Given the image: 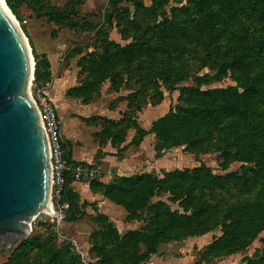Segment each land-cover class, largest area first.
I'll use <instances>...</instances> for the list:
<instances>
[{
    "label": "rangeland",
    "instance_id": "1",
    "mask_svg": "<svg viewBox=\"0 0 264 264\" xmlns=\"http://www.w3.org/2000/svg\"><path fill=\"white\" fill-rule=\"evenodd\" d=\"M139 1L145 7L139 8L136 4ZM110 2L30 0L18 6L17 12L10 8L30 46L35 69V54H38L43 62L41 69H48L51 75L47 82H38L34 73L31 95L42 88L56 97L65 119L88 117L89 122L80 118L79 126H88L97 142H106L110 135L102 131L103 127H107V130H118L117 137L123 141L122 145L132 143L137 133L134 122L148 129L172 107H189L179 99L182 88L204 90L240 86L247 75L257 70L256 66L249 67L240 62L241 53L238 51H246L254 44L253 32L258 29L259 23L252 18L243 16L236 23L229 24V30L225 33L208 37L206 42L201 41L191 48L183 44L180 26L191 23L189 13L197 10L193 0H123L118 6L119 13L112 12L114 7ZM50 7L67 16L60 17L50 12ZM172 24L177 28H172ZM166 36L173 38L166 40ZM113 44L126 47L135 44L140 47L141 44L145 54L137 61H126L119 68H113L112 79L99 82L103 79V61L113 50ZM46 59L49 67L45 66ZM93 80H96V85L89 98L86 97L87 103L68 94L70 88ZM113 121L118 122V127L112 125ZM256 144L253 156L259 154V144ZM224 146L223 134L213 130L205 146L152 133L139 146L129 144L122 151L113 147L118 158H128L130 172L153 173L162 181L151 196L150 206L163 200L177 214L189 216L201 201L217 205L219 212L223 213L228 206L252 195L240 190L238 183L241 179L246 180L243 172H251L249 168L254 167L255 163L239 158L226 159L221 149ZM84 153L89 155L90 151ZM197 166H205L213 178L206 180L199 174L198 181L201 183L197 186L199 182L196 185L183 184L179 177L168 176L169 172L193 170ZM231 173L237 175L229 176ZM250 175L253 176V173ZM53 203L54 210L60 214L45 212L37 216L32 223L30 236L46 242L49 247L65 249L68 253L67 264H133V250L130 247L111 245L110 239L103 240L98 235L97 241L106 244L103 254L114 258L103 262L97 258L91 244L88 246L84 242V246L74 238L76 225L90 232L103 230V226L94 218L98 213H103L97 206H88L85 216L70 224L64 220V210L54 198ZM126 215L127 211L124 223H120L122 231L118 229L121 235L146 227L145 213L144 218L132 221H127ZM179 223L180 220L172 223L171 232L147 261L151 262L155 256L154 264H162V260L164 264H264V261L259 262L264 255V230L256 238L242 241L238 247L233 245V251L229 252V247L215 248L218 244L214 243L224 235L221 224L212 223L210 230L202 232L201 227L190 223L179 227ZM123 227L130 229L124 231ZM17 244L0 248V264L8 261ZM140 247L141 253L146 251L144 244ZM43 261L40 258L39 262Z\"/></svg>",
    "mask_w": 264,
    "mask_h": 264
},
{
    "label": "trees",
    "instance_id": "2",
    "mask_svg": "<svg viewBox=\"0 0 264 264\" xmlns=\"http://www.w3.org/2000/svg\"><path fill=\"white\" fill-rule=\"evenodd\" d=\"M122 1L111 0L113 13L115 11L119 13L118 6ZM6 2L14 12H17L18 6L26 3L25 0H6ZM193 2L196 3L197 10L189 13L191 23L180 26L184 36L183 44L194 48L199 42H206L208 37L214 38L225 33L229 30L228 25L236 23L241 17L252 18L259 23L258 29L253 32L254 44L246 51L242 49L238 51L241 53L239 61L249 67L256 66V72L247 75L240 86L204 90L195 87L182 88L179 99L189 107L183 105L172 107L148 129H143L139 123L134 122L137 133L132 143L128 144L122 145L123 141L117 137L118 130L111 131L103 127V134L109 133L110 136L106 138V142L98 140V143L105 145L111 141L112 146L122 151L126 150L129 144L139 146L147 135L155 133L164 134L172 140L181 139L187 143L205 146L206 140L212 136V131L217 130L223 134L225 146L221 149L226 159L239 158L255 163L254 167L249 168L251 172L248 170L243 172L246 180L241 179L240 176L241 181L238 183L240 190L252 195L228 206L223 213L219 212L217 205L201 201L193 214L184 216L173 211L163 200L150 206L149 202L156 186L162 185V181L153 173L123 175L112 183H105L99 178L94 179L90 182L91 189L123 207L127 211L125 218L127 221L142 219L143 213L147 216L144 229L128 231L123 235L107 214L98 213L94 217L103 226V230L94 229L90 234L89 242L91 248L97 252V258L103 262L114 258L112 255L103 254L106 244L97 241L98 235L100 239H110L111 245L132 248L133 264H149L147 259L157 252L161 241L171 232V225L175 220L181 221L179 227L190 223L192 226L201 227L202 232L210 230L209 226L212 223L221 224L224 235L214 243L218 244L215 248L229 247V252L233 251L231 249L233 245L238 247L243 243L242 241H250L264 230V0H193ZM136 4L139 8L145 7L141 1ZM50 12L60 17L67 16L53 7H50ZM172 28L177 27L172 24ZM171 38L173 36H166L165 39ZM112 49L103 61L105 63L101 77L103 79L99 82L107 78L112 79L113 68H119L126 61H137L145 54L141 44L140 47H137V44L128 47L113 44ZM35 58V80L47 82L51 77L50 72L48 69H41L43 62L38 54H35ZM48 62L47 60L46 67H49ZM95 85L96 80L83 83L70 88L68 94L74 98H81L87 103L86 97L89 98ZM112 125L118 127V122L113 121ZM256 143L259 144L260 150L257 156H253ZM102 154V150H99L95 164H98ZM71 155L72 152L68 150L67 158L72 164H87L73 161ZM250 173H253V176ZM199 174L206 180L213 178L205 166H197L188 171L169 172L168 176L179 177V181L183 184L196 185L199 182ZM236 175L237 173L229 174V176ZM72 181L71 177L68 178L62 199L57 203L58 206L68 205L67 214L64 216L67 222L80 221L86 214V208L95 205L86 200L80 201V195L71 187ZM200 183L201 181L197 186ZM142 244L146 246V251L143 253L140 251ZM67 255L65 249L49 247L46 242L29 236L18 241L5 264H67ZM40 258L44 259L41 263ZM263 261L264 255L259 262Z\"/></svg>",
    "mask_w": 264,
    "mask_h": 264
},
{
    "label": "water",
    "instance_id": "3",
    "mask_svg": "<svg viewBox=\"0 0 264 264\" xmlns=\"http://www.w3.org/2000/svg\"><path fill=\"white\" fill-rule=\"evenodd\" d=\"M34 73L30 46L0 0V248L27 239L45 211L60 214L51 210L52 162L30 92Z\"/></svg>",
    "mask_w": 264,
    "mask_h": 264
},
{
    "label": "crops",
    "instance_id": "4",
    "mask_svg": "<svg viewBox=\"0 0 264 264\" xmlns=\"http://www.w3.org/2000/svg\"><path fill=\"white\" fill-rule=\"evenodd\" d=\"M49 94L58 109L62 125V138L65 143L66 150H70L72 152L71 159L73 161L86 162L87 164L95 163V160L98 156V151L102 150L103 154L99 158V162L97 164L101 170L99 178L101 181L105 183H112L115 182V180L120 176L136 174L129 171L131 168L127 165L128 158L125 156L118 158L116 156V151L112 146L111 141L105 145H100L92 133L88 130V126H86L87 128H82L79 126V119L81 118L82 121L89 122L87 121L89 119L88 117L75 116L69 120L65 119L60 113L58 101L55 99L56 97L52 96V92ZM85 151H90V154H85ZM71 187L80 195L81 202L86 200L91 203H95V206L99 208V211L107 214L115 223L117 228L122 231L120 228V223H124L126 211H122V209L118 207L119 205L110 201L102 193L92 190L90 183L86 184L72 181ZM67 223L72 224L75 222ZM74 228L76 230L74 233V238L78 239L81 242L80 244L85 246L87 243L89 246V238L92 231L90 232L89 229L83 228L81 225H76ZM123 229L126 231L130 228L123 227ZM154 257L155 256H153L149 264L156 263V259ZM164 262L165 261L162 260V264H164Z\"/></svg>",
    "mask_w": 264,
    "mask_h": 264
},
{
    "label": "built area",
    "instance_id": "5",
    "mask_svg": "<svg viewBox=\"0 0 264 264\" xmlns=\"http://www.w3.org/2000/svg\"><path fill=\"white\" fill-rule=\"evenodd\" d=\"M32 97L39 107L43 126L48 137L53 172L52 194L58 203L62 199L68 178L71 177L75 182L89 184L92 180L100 177L101 170L94 163L72 164L68 160L67 150L62 138L61 118L55 102L48 91H44L42 88L36 89ZM67 207V204L60 206L62 210Z\"/></svg>",
    "mask_w": 264,
    "mask_h": 264
},
{
    "label": "bare ground",
    "instance_id": "6",
    "mask_svg": "<svg viewBox=\"0 0 264 264\" xmlns=\"http://www.w3.org/2000/svg\"><path fill=\"white\" fill-rule=\"evenodd\" d=\"M1 2L4 5L5 9L7 10L8 14L10 15V17L12 18V20L14 21V23L16 24V26L18 27L17 21L14 19V16L11 13L10 9L5 5L4 0H1ZM24 39H25V37H24ZM50 207H51V204H50ZM51 210L54 211V208L51 207ZM45 212H47V211H45ZM47 213H50L51 214V212H47Z\"/></svg>",
    "mask_w": 264,
    "mask_h": 264
}]
</instances>
